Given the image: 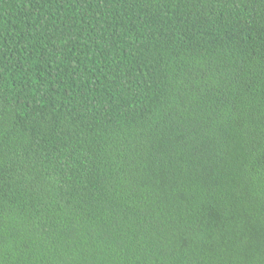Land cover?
Wrapping results in <instances>:
<instances>
[{"label": "trees", "instance_id": "trees-1", "mask_svg": "<svg viewBox=\"0 0 264 264\" xmlns=\"http://www.w3.org/2000/svg\"><path fill=\"white\" fill-rule=\"evenodd\" d=\"M0 264H264V0H0Z\"/></svg>", "mask_w": 264, "mask_h": 264}]
</instances>
